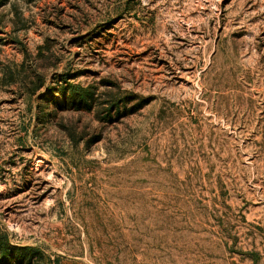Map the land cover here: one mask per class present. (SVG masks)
Segmentation results:
<instances>
[{
  "label": "rangeland",
  "instance_id": "obj_1",
  "mask_svg": "<svg viewBox=\"0 0 264 264\" xmlns=\"http://www.w3.org/2000/svg\"><path fill=\"white\" fill-rule=\"evenodd\" d=\"M47 41L41 89L4 79ZM65 81L136 111L58 92L43 119ZM0 239L34 264H264V0H0Z\"/></svg>",
  "mask_w": 264,
  "mask_h": 264
},
{
  "label": "trees",
  "instance_id": "obj_2",
  "mask_svg": "<svg viewBox=\"0 0 264 264\" xmlns=\"http://www.w3.org/2000/svg\"><path fill=\"white\" fill-rule=\"evenodd\" d=\"M48 53H50L49 41L39 46L37 48V53L34 55L25 51V60L17 67L15 74H13L10 68H3L4 79L8 76L11 78L16 77L18 81L21 80L26 86L31 85L34 87V90L41 89L46 84V74L43 73L40 68L44 65V62L48 61ZM28 61H30L29 65L26 64ZM8 72L10 74H8ZM102 83L104 85V90L101 91L99 86L96 85L82 86L67 81L63 83L64 85L61 88H49L47 94L42 97L43 104L39 109L43 119H48L49 115H51L46 108L51 105H53L52 107L54 109L57 108L55 94L58 92L67 103V108L84 110L87 112L95 109L101 111L99 109L102 108V111H105V115L110 121L114 119L112 116V112L114 111H116L117 118L122 117L128 112L136 111L135 108L127 109V101L130 99L122 95L118 84H111V82L104 81ZM112 85L116 89L110 88ZM34 257L38 258L39 261L43 258L41 252L37 250L30 247H13L7 241L0 239V264H12V259L15 261L18 260L19 264H34ZM61 260V258H56L53 264H61Z\"/></svg>",
  "mask_w": 264,
  "mask_h": 264
}]
</instances>
